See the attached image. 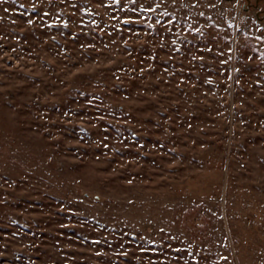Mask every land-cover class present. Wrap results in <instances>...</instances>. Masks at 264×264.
Wrapping results in <instances>:
<instances>
[{"label":"rangeland","instance_id":"1","mask_svg":"<svg viewBox=\"0 0 264 264\" xmlns=\"http://www.w3.org/2000/svg\"><path fill=\"white\" fill-rule=\"evenodd\" d=\"M0 264H264V0H0Z\"/></svg>","mask_w":264,"mask_h":264},{"label":"water","instance_id":"2","mask_svg":"<svg viewBox=\"0 0 264 264\" xmlns=\"http://www.w3.org/2000/svg\"><path fill=\"white\" fill-rule=\"evenodd\" d=\"M248 1V3H250V0H247ZM259 0H257V2H258ZM260 13L261 12H258V15H260ZM87 196H89V194H86ZM93 199H95V200H98V201H105L106 200V198L104 197V196H102V195H100V194H93L92 196H91Z\"/></svg>","mask_w":264,"mask_h":264},{"label":"trees","instance_id":"3","mask_svg":"<svg viewBox=\"0 0 264 264\" xmlns=\"http://www.w3.org/2000/svg\"><path fill=\"white\" fill-rule=\"evenodd\" d=\"M87 196V195H86ZM88 197V196H87Z\"/></svg>","mask_w":264,"mask_h":264}]
</instances>
